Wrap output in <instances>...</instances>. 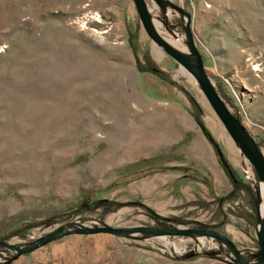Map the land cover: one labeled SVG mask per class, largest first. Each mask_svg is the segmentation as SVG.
Masks as SVG:
<instances>
[{
	"label": "rangeland",
	"instance_id": "1",
	"mask_svg": "<svg viewBox=\"0 0 264 264\" xmlns=\"http://www.w3.org/2000/svg\"><path fill=\"white\" fill-rule=\"evenodd\" d=\"M167 1L178 10L144 0L160 35L173 32L182 45L191 38L264 157V0ZM143 54L163 79L137 71L134 57L142 64ZM184 72L153 45L133 0H0L2 242L24 248L57 229L154 228L143 208L126 205L139 202L174 229L212 228L245 264L256 262L257 222L236 209L243 191L217 203L228 191L212 184L211 164L223 171L193 114L241 183L253 192L260 180L246 161L249 174L232 163ZM95 200L122 206L75 212ZM16 229L22 238L7 235ZM15 254L0 248V264H238L199 235L65 234Z\"/></svg>",
	"mask_w": 264,
	"mask_h": 264
},
{
	"label": "water",
	"instance_id": "2",
	"mask_svg": "<svg viewBox=\"0 0 264 264\" xmlns=\"http://www.w3.org/2000/svg\"><path fill=\"white\" fill-rule=\"evenodd\" d=\"M158 5H167L175 10H178L167 0H154ZM135 11L138 15L140 25L147 36L152 41L153 45L162 50V52L171 58L179 67V69L187 72L193 80L197 82L198 88L208 103L211 111L221 124L223 130L228 135L229 139L236 146L239 154L245 159V161L252 167L257 182L262 180L264 182V157L256 147L249 136L241 121L229 110L228 106L223 102L215 91L208 76L206 75L200 55L195 50L191 43V38H188V42L185 45L188 48L186 54H181L168 44H166L157 34L153 21L148 13L144 0H133ZM192 56V57H190ZM256 206V232L255 238L257 242L258 251L256 252V262L250 264H264V218L260 217L258 209V191H254ZM111 234V235H123L127 233H140L151 236H189L199 235L209 237L217 242H220L229 253L233 256L234 261L238 264H245L240 256L239 250L233 245V243L226 237L219 233L213 232L210 229L196 228V229H174L164 230L155 229L153 227H135L128 229H114L109 227H94V228H79L72 231H64L57 229L55 232L47 235L44 238L39 239L33 245L24 248H14L13 246L0 241V248L14 249L16 254L15 258L34 251L38 247L42 246L45 242L61 235L65 234Z\"/></svg>",
	"mask_w": 264,
	"mask_h": 264
},
{
	"label": "trees",
	"instance_id": "3",
	"mask_svg": "<svg viewBox=\"0 0 264 264\" xmlns=\"http://www.w3.org/2000/svg\"><path fill=\"white\" fill-rule=\"evenodd\" d=\"M128 42H129V45L132 46V40H129ZM134 58H135V67H136L137 71H139L141 73H149V74H152L154 76H157L160 79H163V74L154 65H152V63L149 61V59L146 57L145 54L142 55V64L136 57H134ZM189 102L191 103L192 107L195 109L196 107H195V104L193 103V101L189 99ZM233 111L235 113V110H233ZM193 119L196 122V124L198 125V127L200 128L204 138L212 146V149H213V152L216 156L217 162H218L221 170L223 171L225 177L228 179V181L231 185V190L224 197L218 198L217 203L221 204L222 202H225L226 200H231L234 197L235 193H237L238 191H243L248 197V204L251 208V212L253 213V215H250V214L247 215V218L254 219V223H255V221H256V213H255L256 199H255L254 190L252 192L250 186L241 183L236 178L234 171L230 168L229 164L226 162L225 158L223 157L222 153L220 152L218 146L213 141V139L210 137L209 133L204 129V127L201 124L198 116L195 113L193 114ZM126 205H132V206L135 205V206H138L140 208H143L146 211V215L148 216V218H150L151 220L154 221V223H155L154 228L164 229V230H174V228H172L171 224L168 221L163 220L162 218L158 217L150 209L146 208L141 203L129 202ZM121 206H122V204H116V203H112V202L104 201V200H99V201L95 200V201L85 202V203L80 204L76 208L75 212L80 213L84 209L90 210L93 208H100L101 214H103V213L113 212L116 208L121 207ZM27 228H31V226H28ZM207 229H212V228L207 227ZM7 235L17 236V237L22 238L23 237L22 236L23 230L21 231L19 229H16V230L10 231ZM0 241H2V239H0Z\"/></svg>",
	"mask_w": 264,
	"mask_h": 264
},
{
	"label": "bare ground",
	"instance_id": "4",
	"mask_svg": "<svg viewBox=\"0 0 264 264\" xmlns=\"http://www.w3.org/2000/svg\"><path fill=\"white\" fill-rule=\"evenodd\" d=\"M153 24L155 26V29H157L156 32H157L158 36L166 44H168L169 46H171L172 48H174L175 50H177L180 53L181 52H184V53L188 52V48L185 45L181 44V42H180L181 38L180 37H179L180 38L179 39L177 37V35L173 32H165V33H163V35L162 34L160 35V32L158 31V27H160V23L159 22H157V23L153 22ZM184 53H181V54H184ZM160 56H161L160 54H157V52H154V57L157 60V62L160 59ZM182 75H183V73H182ZM195 83L197 85L196 81H195ZM193 87L196 88V90L198 91V93L201 96V97H198L197 100L201 104L202 109L204 110V120L206 121L207 126L212 131L214 136L222 143V145L226 149L228 156H229L230 160L232 161V163H234L236 166L242 168L244 172L249 174V170L245 167L244 158H241L240 155L238 156V153H237L238 150H237L236 146L232 143V141L224 133V131H223L222 127L219 125V123H217L215 121L216 118L213 115V113L210 112V110L208 109L207 104L204 101V97L198 88V85L193 86ZM237 157H239V158H237ZM259 198H260V203H259ZM258 209H259L260 217L264 218V182L262 180H260V182H259ZM261 215H263V216H261Z\"/></svg>",
	"mask_w": 264,
	"mask_h": 264
},
{
	"label": "crops",
	"instance_id": "5",
	"mask_svg": "<svg viewBox=\"0 0 264 264\" xmlns=\"http://www.w3.org/2000/svg\"><path fill=\"white\" fill-rule=\"evenodd\" d=\"M214 163V162H213ZM211 164L212 165V170H211V182H212V184H214V183H216V184H218V186H221L222 188H223V190L225 191H230V189H231V187H230V185H229V183L227 182V179L225 178V176L223 175V173L220 171V173H218V170L216 169V165H215V163L214 164ZM213 171V172H212ZM220 174H221V176H220ZM226 188V189H225ZM220 192H218V194H219ZM242 193V192H241ZM205 194H207V195H209L208 193H205ZM220 194H223V193H220ZM219 194V195H220ZM243 195H244V198H245V203L243 204V203H241V205L240 206H237L236 207V205H235V202L234 201H229V203H231L233 206H234V208L236 207V209L238 208V207H240L241 209H243L244 211H248L247 213H249L250 211H251V209H250V207H249V205H248V201H247V199H248V197H247V195L245 194V193H243ZM235 213V212H234Z\"/></svg>",
	"mask_w": 264,
	"mask_h": 264
},
{
	"label": "flooded vegetation",
	"instance_id": "6",
	"mask_svg": "<svg viewBox=\"0 0 264 264\" xmlns=\"http://www.w3.org/2000/svg\"><path fill=\"white\" fill-rule=\"evenodd\" d=\"M232 113L238 118L239 114H238L237 110L235 111V113H234V111ZM238 120H240V117L238 118Z\"/></svg>",
	"mask_w": 264,
	"mask_h": 264
}]
</instances>
